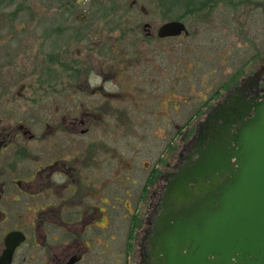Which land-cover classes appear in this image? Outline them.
<instances>
[{
	"label": "rangeland",
	"instance_id": "1",
	"mask_svg": "<svg viewBox=\"0 0 264 264\" xmlns=\"http://www.w3.org/2000/svg\"><path fill=\"white\" fill-rule=\"evenodd\" d=\"M5 1L0 3V19L6 23L0 27V128L24 122L39 132L53 114L67 110L79 114L109 101L112 108L102 118H94L91 131L81 140L94 145V171L100 177L106 174L109 197L127 199L129 193L133 207L138 206L146 187L151 191L150 183L146 186L151 172L172 167L185 141L197 135L198 122L232 86L223 88L202 108L205 102L237 71L241 70L240 79L264 66V0L238 6L220 4L205 19L188 16L183 21L190 34L168 40L146 39L143 24L151 22L157 27L177 19L185 11L183 2L167 10L158 7V0H138L134 7L127 0L121 10L127 16L126 29L113 28L110 23L108 53L93 57L95 66L101 64L105 71L116 73L105 83L110 98L104 100L78 90L85 75L69 77L58 64L55 71H42L40 59L55 52L57 42L66 45L72 34L67 29L61 37L55 34L44 39V32L60 21L54 3L30 1L27 12L16 15L12 11L20 0L12 6ZM47 7L53 10L46 12ZM33 14L41 17L38 23L29 24L34 30L10 40L11 28L20 29L23 17ZM15 16L18 18L11 21ZM83 48L87 51L81 60L90 58V48L95 47L84 43ZM63 56L66 60L72 55ZM89 82L94 86L101 78L91 74ZM190 118L194 120L188 123ZM182 128L189 136L177 135ZM31 145L35 152L40 151V142ZM120 206L121 214L126 213ZM115 225L124 230V243L129 221ZM114 250L109 253L111 258L116 257Z\"/></svg>",
	"mask_w": 264,
	"mask_h": 264
},
{
	"label": "flooded vegetation",
	"instance_id": "2",
	"mask_svg": "<svg viewBox=\"0 0 264 264\" xmlns=\"http://www.w3.org/2000/svg\"><path fill=\"white\" fill-rule=\"evenodd\" d=\"M3 1L0 0V3ZM30 1L53 2L56 17L60 19L54 29L44 32V39L55 34L61 37L67 29L72 31L66 45L57 42L55 52L48 53L46 59H40L42 71H55V64H58L59 68L69 73V77L79 79L85 75L87 78L77 87L78 90L109 100L110 92L105 90V83L116 73L105 71L101 64L95 66L93 57L95 53H108L110 23L113 28L126 29L127 16L121 10L125 9L127 0H20L18 3L6 0L4 4L12 6L16 2L12 13L19 15L27 12ZM157 2L160 7L161 0ZM136 4L138 0L130 1L131 7ZM160 8L168 10L167 6ZM46 9V12L53 10ZM125 11L129 14L128 8ZM15 18L18 17H11L10 20ZM23 18L20 29L11 28L13 37L10 40L16 39L20 32L34 30L29 24L38 23L41 19L35 14ZM163 23L154 27L153 23L145 22L146 39L156 36L155 39L168 40L188 36L160 37L158 30ZM5 24L0 19V27ZM84 43L95 49L90 48V58L81 60L80 56L87 51L83 48ZM64 54L72 56L65 60ZM91 74L101 78V82L90 85ZM263 93L264 66L241 77L226 90L198 122L197 132L213 107L227 100L229 95L251 100ZM110 107L109 101H106L101 107L86 109L79 114L69 110L62 115L53 114L52 118L44 120V128L39 132L24 122L0 128V261L7 250L8 236L19 233L24 239L15 248L10 264H154L150 239L161 211L167 176L177 170V165L184 163L198 136L185 141L170 169L151 172L146 185L150 183L151 191L146 187L138 206L133 207L129 193H126L127 199L109 197L105 170L102 171L105 177L94 171V145L81 140L91 131L94 118H102ZM37 141L41 143L39 152H35L31 145ZM120 205L126 213L121 214ZM126 220L129 225L123 243L124 230L120 231L115 223ZM112 250L116 252L115 258L109 256Z\"/></svg>",
	"mask_w": 264,
	"mask_h": 264
},
{
	"label": "water",
	"instance_id": "3",
	"mask_svg": "<svg viewBox=\"0 0 264 264\" xmlns=\"http://www.w3.org/2000/svg\"><path fill=\"white\" fill-rule=\"evenodd\" d=\"M182 34L190 31L179 19L158 30L160 37ZM197 136L167 176L150 239L154 264H264V93L229 95ZM23 239L8 236L0 264H10Z\"/></svg>",
	"mask_w": 264,
	"mask_h": 264
},
{
	"label": "trees",
	"instance_id": "4",
	"mask_svg": "<svg viewBox=\"0 0 264 264\" xmlns=\"http://www.w3.org/2000/svg\"><path fill=\"white\" fill-rule=\"evenodd\" d=\"M253 1L254 0H161L160 7L167 6L168 10H170L173 5L183 2L185 5V11L182 13V15H180V17H177V19L184 20L188 16H196L198 18L205 19L208 18L213 13V11L219 7L220 4L238 6L252 3ZM240 74L241 70L237 71L229 78L228 81L224 82L221 88L210 98V100L205 102L202 108L209 105L212 99L215 98L223 88H229L230 86L236 84L239 81ZM202 108L197 111V114L201 112ZM197 114H195V116ZM194 118H190L188 123L193 121ZM183 131L185 130L182 128V130L177 132V135L183 134L186 137L189 136L188 133H184Z\"/></svg>",
	"mask_w": 264,
	"mask_h": 264
}]
</instances>
